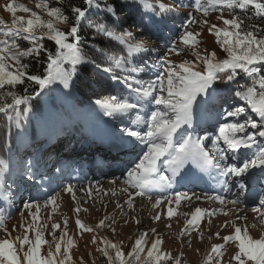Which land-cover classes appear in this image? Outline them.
<instances>
[{
    "label": "snow or ice",
    "instance_id": "1",
    "mask_svg": "<svg viewBox=\"0 0 264 264\" xmlns=\"http://www.w3.org/2000/svg\"><path fill=\"white\" fill-rule=\"evenodd\" d=\"M50 2L52 0H39L36 4V8L43 10L48 19L18 3L6 5V10L12 15L10 23L0 18V113L7 115L9 121L14 120L17 129L21 128V117L31 111L32 100L57 82L63 84L64 88H69L73 77L78 75L79 68L90 65L108 80L115 81L124 88V95H108L96 99L94 103L103 109L104 115L118 116L123 124L121 140L131 144L133 151L136 147L143 146L137 160L133 162V167L127 171L125 182L134 190L128 193L129 207L133 206L132 199L135 196H147L151 200L154 191L163 193L172 189L177 176L188 163L201 171L214 173L217 178H225L222 181L218 179L224 191L231 190L228 187V178H235L236 186L244 189V180L250 179L252 170L257 168L261 172L259 178L264 180V147L258 144V138L264 139V28L246 24L245 18L239 15L233 14L231 19L221 15L219 18L223 20L224 27L213 24L208 29L210 34L215 35L216 44L226 54L224 58H218L215 51L202 54L197 50L196 46L200 43L198 37L201 34L188 30V25L194 22L188 20L182 25L184 32L180 35L179 42L192 50L195 61L184 60L174 64L165 58L158 64L149 65L144 57L154 49L146 47L145 40L135 41L134 34L128 29L117 32L110 29L106 21H101L89 26L96 34L117 43L123 49V54H108L107 50L98 49L99 58L92 59L80 47V27L93 7L115 18V5L104 0L101 7L100 0H84L86 7L83 9L72 6L73 23L65 31L62 26L68 24L69 16L60 6L50 7ZM54 2L59 5L61 0ZM132 3L138 5L141 23L149 33L161 31L168 26V17L173 9L163 0H132ZM189 7L205 17L211 11L222 13L224 9L232 12L238 9L245 12L249 8L256 17H264V0H192ZM17 12L29 15L18 16ZM204 23L207 24L208 21L205 20ZM143 30L142 28L141 31ZM45 39L54 43V50L45 46ZM21 40L26 42L28 47L22 48L19 43ZM183 50L176 43L168 49L169 53L176 55H180ZM27 58L37 62H41L43 58L42 72L29 74V65L23 62ZM137 59L142 61V66L129 69L128 65ZM154 69H159L155 79L145 81L139 75ZM123 73L127 75H121ZM241 74L247 78L248 83L231 89L229 86L236 82ZM25 79L35 84L39 90L33 89L31 95L27 94L26 88L25 94H17L12 90L24 84ZM219 85H224L225 90L232 93L237 103L228 108H216L215 115L220 122L213 138L196 137L189 129L193 127L198 98L211 96ZM6 88L8 91H3ZM146 106L149 111L141 115L140 110ZM10 111L14 116L9 114ZM209 139L210 148H206L205 141ZM253 148L255 151L248 156L247 151ZM242 149L246 151L241 152ZM162 159L171 175L159 173L158 162ZM230 159L240 160V163H230ZM8 171L9 165L0 160V176ZM22 175L31 181L43 179L38 176L31 162L25 165ZM63 190L73 193L74 196L71 184ZM2 195L3 199L7 200L11 193L5 190ZM182 199L190 201L191 197L183 192H175L171 196L161 195L153 206L159 207L166 200L169 205L167 216L171 218L176 213L170 205L175 203L179 207ZM196 199L199 200L200 197L197 196ZM207 199L221 205H239L242 202L239 198L226 201L221 195L209 196ZM55 201L56 197L50 196L44 206L54 205ZM261 204H264V200ZM33 207L39 212L38 203L24 204L25 209L30 210ZM80 210L75 209L76 212ZM205 211L197 207L192 213H185L191 217L187 225L195 230ZM29 214L33 215L31 212ZM160 218V214H157L153 219ZM4 219L0 214V228H3L9 238L0 239V264H66L70 260L69 250L74 246V241L68 237L67 221L59 240L55 237V230L59 229L60 225H52L51 235L55 243L53 250L51 243L43 238L39 228H34L31 223L21 225L24 235L12 237L8 229L3 227ZM33 219L37 220L38 216L33 215ZM110 219L111 217L101 219L96 229L83 224L79 219L76 224L83 231H94L105 227V221ZM229 226L234 228V233L222 237L224 243L211 246L204 264H212L213 260L215 264H220L224 255L223 249L229 242H235L237 248L231 257L236 264H248L249 261L252 264H264V236L253 238L246 227L242 229L235 223L229 225V222L225 221L224 227ZM29 230L35 232L34 240L29 238ZM187 230L185 228L182 232ZM152 231L155 232L154 229ZM147 235L142 233L127 252L122 244L101 237L103 247H98L97 251L106 258L107 264H166L169 261L172 264H180L179 259L173 260L170 253L161 250L163 241L160 238L152 240L149 245ZM215 235L220 238L219 232ZM92 243H96L95 237ZM44 244H49L46 255L41 254Z\"/></svg>",
    "mask_w": 264,
    "mask_h": 264
},
{
    "label": "rangeland",
    "instance_id": "2",
    "mask_svg": "<svg viewBox=\"0 0 264 264\" xmlns=\"http://www.w3.org/2000/svg\"><path fill=\"white\" fill-rule=\"evenodd\" d=\"M38 2L39 0H0V18L10 23L12 15L6 10V5L9 3H18L36 11L44 19H48L43 10L36 8V4ZM157 2H160V0H157ZM163 2L171 7L173 11L180 14L181 23H175L174 27L176 29H180L181 32L171 45L176 43L178 47L184 50L180 53V55H176L175 53H169L168 49L171 45L163 46L158 44V46H156L158 55H155L156 58L154 59H152L153 57L151 56L152 60L150 61V65L158 64L165 58L171 60L174 64H179L184 60L195 61L196 58L192 55V50L186 48L179 42L180 35L184 32V27H182V25L186 24L188 20L194 21L188 25V30L194 33L199 32L201 34L198 37L200 43L196 46L197 50H199L202 54L215 51L218 58H224L226 54L223 53L219 45L216 44L215 35L210 34L208 29L213 24L217 25V27H224L223 20L219 17L223 15L224 18L231 19L232 15L227 13V9L223 10L222 13L220 11H211L209 15L205 17L202 13L196 12L194 9H183L181 5H177L169 0H163ZM55 6L58 5L54 2V0H52V2H50V7ZM17 15L27 17L29 14L17 12ZM205 20L208 21L207 24L204 23ZM128 26L129 25H125V29ZM133 32H135V30ZM46 41L47 39H45L43 43L46 44ZM19 43L22 48L28 47L27 43L22 40L19 41ZM150 44L146 43V47L150 48L154 46ZM158 70L159 69H154L152 71L147 70L139 75L145 81H148V76L152 74L153 71L157 72ZM151 76L152 79H155V74H152ZM122 92L124 93V90ZM202 98L203 97L198 98L199 103L195 106L197 110H199ZM143 114L144 113L141 115ZM102 122L98 123L101 130L108 133L105 128V124H101ZM216 127L214 129V135H216ZM106 133L102 136L104 140L109 138ZM99 135H103V133L100 132ZM97 139L96 144L99 142ZM61 141L68 143L63 137L62 139H57L54 144V150H63ZM139 147L142 148L143 146L135 148L137 155L141 153V148ZM128 150L129 146H127V150L125 151ZM100 151L103 152L102 149H100ZM122 155L115 161V163L120 164ZM163 161L164 160L162 159L158 162V164L163 163ZM104 162L112 163L113 160L106 159ZM91 165L92 163L89 164V169L91 168ZM108 166L115 165L110 164ZM117 166L118 168L120 167V165ZM191 166V163L186 165V172L189 171V167ZM100 168V171L103 170V167ZM128 170L130 169H127L126 171ZM161 170L162 173H159L163 174L164 168ZM83 171L85 172L86 169L84 168ZM95 172L96 171L90 170L87 173L94 174ZM116 172H118V170H116ZM260 175L261 173L257 176ZM126 176L127 173L125 172V174L121 175V177L118 175H106L99 180L91 182H82L80 184L69 183L73 186L74 196L73 193H68L63 190L66 187L65 186L60 190L54 191L50 195H45L43 198L35 197L34 200L28 201L27 199L24 202H21L22 199H19L16 203H14V207H16L14 210H11L9 206L6 208V206L2 203L0 204V214H2L5 218L3 227L8 229L12 237H22L24 235V228L21 227V225H28L31 223L34 228H39V230L43 233V238L51 243V247L54 250L55 243L53 242V236L51 235L53 232L52 225H60V228L55 230V237L59 240L62 231L64 230L65 221H67L66 231L68 237L74 241V246L69 250L71 258L68 262H66V264H107L106 258L97 251L98 247H103L101 237H105L110 241L122 244L124 251L127 252L134 243L135 239L139 238L142 233H147L148 235L146 239L149 245L152 240L160 238L163 241L160 246L161 250L165 253H170L173 260L179 259L180 264H204L206 255L210 252L211 246L214 244L224 243L222 237L234 233V228L230 226L227 228L224 227L225 221H228L229 225L235 223L237 226H241L242 229L246 227L253 238H261L264 236V206L261 204V201L264 200V196L260 201L252 202L249 206L243 204L242 202L239 205L227 203L226 205H221L219 202L210 201L207 197L200 196L201 194L192 195L191 192H187L188 196L191 197V200L182 199L179 207H177L175 203L170 205L176 215L169 218L167 216L169 205L166 200L163 201L159 207L153 206L159 196H171L169 191L163 193L160 192L155 195L152 194L151 200H149L147 196H135L132 199L133 206L129 207L127 203L129 199L128 193L134 190L126 184ZM259 180L257 181L259 182ZM233 186H236L235 181ZM50 196L56 197L55 204L44 206V202ZM197 196L200 197L199 200L196 199ZM249 199H252V197L250 196ZM26 202L38 203L40 205L39 212H37L36 207H33L30 210L25 209L24 204ZM197 207L206 211L202 215V219L198 226H196L195 230H193L192 226L187 225V221L191 217L190 215L186 216L185 213H188L187 211L190 209L192 210V213ZM76 208L81 210L76 212ZM253 209H256V211H253ZM30 212L33 215L38 216V219L34 220L33 215L29 214ZM225 213H227V215ZM157 214H160L161 218L159 220H154L153 218ZM105 217H111L110 220L105 221L106 226L94 231H83L79 229L76 224V220L79 219L83 224L96 229V225L101 219H105ZM136 221H139V223ZM168 225H170V227ZM113 228L115 229L114 232ZM185 228L188 229L187 232H182ZM153 229L155 232L152 231ZM217 232L220 233V238L215 235ZM28 236L30 239L34 240L35 232L29 230ZM201 236L203 237L202 239ZM93 237L96 239L95 244L92 243ZM4 238L9 237L6 236L3 228H0V239ZM26 250L27 246H25V251ZM48 250L49 244L42 245L41 254L46 255ZM236 251L237 248L235 246V242L227 243L223 249L224 255L220 264H236L234 260H231V257ZM166 264H172V262L169 261L166 262ZM212 264H215V260H213ZM248 264H252V262L249 261Z\"/></svg>",
    "mask_w": 264,
    "mask_h": 264
},
{
    "label": "trees",
    "instance_id": "3",
    "mask_svg": "<svg viewBox=\"0 0 264 264\" xmlns=\"http://www.w3.org/2000/svg\"><path fill=\"white\" fill-rule=\"evenodd\" d=\"M169 1L177 4L180 3V0ZM100 3L101 7H103L104 0H100ZM107 3L115 5V18L93 7L83 21L78 33L81 39L80 47L89 55V58L98 59V49L107 50L108 54H123V49L117 43L96 34L94 29L89 26L90 24L106 21L108 27L117 32L125 29V25H129L126 29H130L129 31L133 29L131 32L135 36V41L145 40L147 44L151 43L150 45H154L150 47V49L154 50L144 57L149 65L150 61L156 58V46L158 44L170 46L181 32L180 29L174 27L175 23H181L178 12H171L168 17V26L161 30V32L149 33L141 23L138 5H134L132 0H107ZM191 3L192 0H183L180 5L183 9H194L189 7ZM58 6L62 7L65 14L69 16L68 24L62 26L65 31L73 23L71 7L78 6L82 9L86 7L84 0H62ZM227 13L245 18L246 24L260 25L264 28V17H256L251 8L245 12L238 9L232 12L227 9ZM142 28L144 29L143 31H141ZM134 30L135 32H133ZM164 32L165 35L161 36V33ZM45 46L50 50H54V43L48 39ZM151 56L153 57L152 59ZM23 62L29 65V74H39L43 70V58L41 62H37L32 58H27ZM138 66H142V61L139 59L130 63L128 68L131 69ZM262 72H264V69H262ZM121 75H127V73ZM246 83H248L247 78L241 74L237 78V81L229 87L234 90L237 85ZM25 88L29 95L32 94L33 89L39 90L35 84L26 79L24 84L18 85L12 90L17 94H25ZM123 90V85H118L115 81L108 80L104 74L92 66L85 65L79 68L78 75L73 77V82L70 83L69 88H64L63 84L57 82L50 85L39 97L30 102L32 105L31 111L21 117L20 129L16 128L14 120L9 121L7 115L0 113V160L7 163L11 159H20V155H26L25 151L32 148V143L36 140L35 138L42 136L44 131L52 133L50 136L53 138V133L56 130H63L67 126L79 122L80 119H84L90 124L94 116L103 117V109L96 105L94 101L108 95H124ZM3 91L6 92L8 89L6 88ZM216 92L220 96L218 103L223 102V107H229L237 103L232 93L225 90L224 85H219L216 88ZM225 100L227 101L226 103ZM9 114L14 116V113H11V111Z\"/></svg>",
    "mask_w": 264,
    "mask_h": 264
},
{
    "label": "bare ground",
    "instance_id": "4",
    "mask_svg": "<svg viewBox=\"0 0 264 264\" xmlns=\"http://www.w3.org/2000/svg\"><path fill=\"white\" fill-rule=\"evenodd\" d=\"M99 133L100 132H97V135H99ZM106 134L109 136V138L105 139V140L103 139L102 141H99L96 144V148L98 149L99 157L97 155H94V156L84 155L81 157V164L86 169V172H88L90 170H93V171L99 170L100 171V169H101L100 167H104L105 165H107V166L110 164H114L115 166L119 165V163H115V161L119 159V157L122 155V153L118 152L117 149L121 148V150H123V151L127 150V146L121 140H118L115 135H111L109 133H106ZM92 138H93V136L90 134L87 135V137H86V139H92ZM96 139L97 138H95V140ZM115 148H116V150H115ZM100 149H102L103 152H101ZM106 159L107 160L112 159L113 162L112 163L104 162V160H106ZM91 163H92V165H91V168L89 169V164H91ZM258 186L262 187V188L264 187V181H262V179L259 180ZM191 211L192 210L190 209L187 212L191 213Z\"/></svg>",
    "mask_w": 264,
    "mask_h": 264
}]
</instances>
